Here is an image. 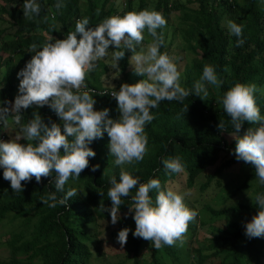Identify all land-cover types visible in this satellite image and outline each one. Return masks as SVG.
I'll return each instance as SVG.
<instances>
[{
	"label": "trees",
	"instance_id": "16d2710c",
	"mask_svg": "<svg viewBox=\"0 0 264 264\" xmlns=\"http://www.w3.org/2000/svg\"><path fill=\"white\" fill-rule=\"evenodd\" d=\"M115 1L36 0L40 6L39 15L26 18L23 15L25 0H0V17L7 16L6 20L0 18V107H8L3 102H14L18 95L20 81L17 74L34 55L30 52L31 44L43 45L53 38L65 39L68 32L75 31L77 18L88 17L89 27H95L110 16H123L129 11L145 9L162 13L167 21L165 27L157 29L164 39L159 49L161 54H169L171 39L176 32L184 41V48L189 50L190 53L186 54L188 61L180 74L183 77L181 86L192 94L182 102L162 101L159 107L151 110L155 118L145 125L148 144L141 161L116 165L105 132L102 138L89 145L96 153L94 158H89V167L82 171L80 177H70L63 191H57L53 172L50 177H42L39 184L34 177L30 182L22 181L24 191L13 192L10 182L3 179V169L0 168V239L10 253L8 259L0 260V264H93V260L99 261L103 256L100 247L103 241L102 221L107 223L114 245H120L117 241L119 231L130 229L128 246L120 264L125 261H130V264H193V260L204 261L212 255H220L221 258L210 264H253L264 248V236L249 238L245 234V225L260 210L255 197L264 194V185L259 184L255 188V196L251 199L254 202L250 205L245 204V199L232 200L230 204L217 208L205 205L202 214L197 212L199 216L189 222L182 243L177 241L174 246L164 245L158 250L152 242L132 234L136 225L132 218L134 213H130L129 208L132 206L131 196L135 195L137 188L130 190L129 197H122L120 219L115 225L111 223L110 213L101 205L111 208L107 195L110 179L115 176L119 180L121 168L134 178L138 177L141 183L157 179L161 190L172 187L181 192L191 188L196 177L212 166L214 169L207 173L202 190L235 163L249 169V177H256L255 169L238 161L233 154L235 139L228 141L226 138L235 136L236 132L231 117L223 108L222 98L236 83L255 85L256 105L264 116V0H123L120 11ZM58 3L62 5L59 9L56 8ZM174 11L178 14L172 16ZM224 20L242 25V36L238 38L231 34L228 25L223 24ZM3 23L5 25H1ZM143 35L141 44L151 43L147 29ZM238 39L244 41L239 47ZM117 50L125 51V56L118 61L122 77L115 89L102 85L101 76L107 66L101 59L96 62V69L88 72L85 78L87 89L92 90L96 100L94 109H109V118L112 119H118L120 115L117 102L110 94H101L119 90L123 83L135 84L141 80L137 78L134 81L129 77L132 51L123 47ZM205 65L215 69L223 84L217 88L205 82L208 96L202 100V95H195L194 84L200 80ZM34 112H39L45 123L51 118L52 122L60 124L63 134L62 122L48 106L22 109L21 123L15 124L10 117V127L20 132L22 125L33 118ZM220 122L224 125L222 129L219 128ZM249 124L245 121L238 135L242 136L249 129ZM5 128L0 123V133ZM20 143L27 145L28 141L21 139ZM175 157H179L184 166L181 173L170 172L161 163ZM95 165H99V169L93 172L91 169ZM70 189H75L77 195L69 198L67 206L57 204L51 208L42 203V198L48 194L55 193L59 199ZM156 195V189L150 191L153 203ZM204 211L224 218L225 222L219 227L226 235L211 237L207 247L193 246V226L205 224Z\"/></svg>",
	"mask_w": 264,
	"mask_h": 264
},
{
	"label": "clouds",
	"instance_id": "9594fccd",
	"mask_svg": "<svg viewBox=\"0 0 264 264\" xmlns=\"http://www.w3.org/2000/svg\"><path fill=\"white\" fill-rule=\"evenodd\" d=\"M61 7L59 3L56 5L57 9ZM39 13L40 6L36 0H25L24 17L31 18ZM89 24L88 17L77 18L75 31L68 32L65 39L53 38L43 45L31 44L30 52L34 55L17 74L20 81L18 95L14 102H3L8 107H0V123L6 127L0 133V168L3 169V179L10 182L13 192L24 191L22 181L30 182L34 177L39 184L42 177H50L53 172L57 191H63L70 177H80L82 171L89 167V158L96 155L89 145L102 138L105 132L116 165L143 160L148 144L145 125L155 118L151 110L159 107L162 101L182 102L192 94L181 86L180 72L172 58L159 51L164 39L157 29L167 25L162 13L147 9L129 11L123 16H110L95 27H89ZM228 28L236 37L242 36V25L228 21ZM145 29L152 41L146 51L137 52L136 45L144 41ZM243 43V39L237 40L238 47ZM110 45L116 49L113 68H118V61L125 56V51L117 50L123 47L133 53L130 64L136 74L147 77L135 84L123 83L119 90L101 94H110L116 100L120 113L118 119L109 118L110 110L107 108L94 109L96 100L85 84L86 74L94 71L96 62L107 56ZM205 82L217 88L223 84L215 69L205 65L200 80L194 84L195 95H202V100L208 96ZM256 90L255 85L236 83L224 94L222 105L236 132L233 154L238 161L251 165L258 182L264 185V116L256 105ZM33 106H48L53 110L62 122L63 134L60 124L52 122L51 118L45 123L39 112H34L33 118L22 125V135L15 132L17 136L11 139L7 133L9 118L19 125L21 110ZM245 121L257 126L240 136L238 133ZM223 127L220 122L219 128ZM21 139L27 140V145L20 143ZM161 163L170 172L184 171L179 157L164 159ZM98 169L99 165H95L91 170L95 172ZM110 184L107 195L112 206L110 209L101 207L110 213L112 225L120 219L122 197H129L130 190L137 188L135 195L131 196L132 206L129 208V212L134 213L132 218L136 225L132 234L152 242L157 250L164 245L174 246L177 241L182 243L189 222L199 213L190 210L183 202V196L172 187L161 190L157 179L141 183L138 177L134 178L121 168L119 180L113 176ZM153 189L157 190L155 203L150 196ZM76 195L75 189H70L59 199L55 193H50L42 198V203L51 208L57 204L67 206L69 198ZM255 203L260 210L245 225V234L249 238L264 236V194H258ZM129 231L128 228L119 231L117 241L121 247L127 243ZM196 263L193 260V264Z\"/></svg>",
	"mask_w": 264,
	"mask_h": 264
},
{
	"label": "rangeland",
	"instance_id": "374dc122",
	"mask_svg": "<svg viewBox=\"0 0 264 264\" xmlns=\"http://www.w3.org/2000/svg\"><path fill=\"white\" fill-rule=\"evenodd\" d=\"M115 6L117 7V10L123 8L122 0H116ZM178 14V12H173L172 16ZM3 20L7 19L6 15H2L0 17ZM176 18V17H175ZM224 25H228V22L224 20ZM5 25V23L1 24ZM42 32V31H41ZM172 36H170L171 38ZM171 46L169 48V54L168 56L172 58L173 62L176 64L178 71L181 73L183 70V67L187 63L188 59L186 57V54H189V50H186L184 48L185 43L180 38V35L178 32L174 34V36L171 39ZM149 44V43H148ZM148 44H141L138 45L136 48L137 52L146 51V47ZM114 45L109 46L108 54L106 57L102 58L101 60L106 64L107 70L104 74H102V85L104 87L112 88L115 86L119 79L122 77V72L118 68H113V52L115 51ZM7 54V53H6ZM133 53L131 54V56ZM130 56V59H131ZM129 70V71H128ZM129 77L137 80V78L143 80L147 79V77L137 75L133 65L129 64L128 67ZM183 82L182 74H180V84ZM101 85V86H102ZM261 114V113H260ZM262 115V114H261ZM10 124L8 123V126ZM255 124L250 123L249 128H252ZM7 126V127H8ZM8 136L14 138L15 131L12 129V127H8L7 129ZM228 141H231L233 139V136H227L226 137ZM5 141H8L9 139H4ZM214 169V166L207 168L203 173H200L191 188L185 189L184 192L177 191L179 194L183 196V202L185 205L193 211L199 212L200 214L202 210H204L205 205L219 207L223 204H230L232 200L236 199H245V204L250 205L254 201L251 200L255 196V188L259 186L258 178L253 176L249 177V174H251V171L245 167H241L240 164L235 163L227 167L223 173L220 176H217L208 184V186L202 190V185L206 182V175L207 173H211ZM230 197V199H229ZM204 221L205 224H197L195 225L194 222L192 224L195 225V228L193 226V229L195 230V234L193 235V239L191 241V244L193 246H203L207 247L209 244V239L211 237H217L226 235L224 232V229H221L219 225H221L222 222H225L224 218H217L216 215L212 214L209 211H204ZM233 219V218H230ZM102 225V232H103V241L101 242V251L103 253V256L97 260H93V264H120L121 262V256L123 255V252L126 251L125 249L128 246V243H126L123 247L121 245H114L111 238H114L110 236L109 230H107L106 226L107 223L101 222ZM241 224L239 223V226ZM216 226V229L215 227ZM3 240L0 239V260L8 259L10 256L9 249L6 244L2 243ZM215 242V241H214ZM221 258L220 255H212L211 257L207 258L204 261H199L196 264H210L211 262L217 261ZM105 261H102V260ZM122 264H130V261H125ZM253 264H264V248L262 250V253L260 254L258 260L254 261Z\"/></svg>",
	"mask_w": 264,
	"mask_h": 264
}]
</instances>
